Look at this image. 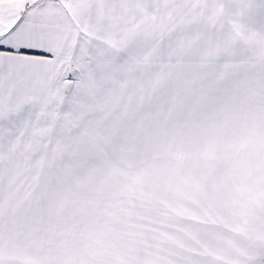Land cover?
Listing matches in <instances>:
<instances>
[{"label":"snow or ice","instance_id":"1","mask_svg":"<svg viewBox=\"0 0 264 264\" xmlns=\"http://www.w3.org/2000/svg\"><path fill=\"white\" fill-rule=\"evenodd\" d=\"M0 264H264V0H0Z\"/></svg>","mask_w":264,"mask_h":264}]
</instances>
